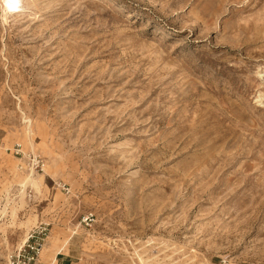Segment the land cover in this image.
<instances>
[{"label": "rangeland", "instance_id": "rangeland-1", "mask_svg": "<svg viewBox=\"0 0 264 264\" xmlns=\"http://www.w3.org/2000/svg\"><path fill=\"white\" fill-rule=\"evenodd\" d=\"M36 228L74 264H264V0H0V264Z\"/></svg>", "mask_w": 264, "mask_h": 264}, {"label": "built area", "instance_id": "built-area-1", "mask_svg": "<svg viewBox=\"0 0 264 264\" xmlns=\"http://www.w3.org/2000/svg\"><path fill=\"white\" fill-rule=\"evenodd\" d=\"M18 156L21 155L20 150H16L15 152ZM43 163L35 158L31 162V166L36 170H42ZM92 219L91 217H87L86 221ZM45 228H36L32 230L18 254L15 256V261L13 264H36L40 258L41 251L44 246L45 236H46Z\"/></svg>", "mask_w": 264, "mask_h": 264}, {"label": "crops", "instance_id": "crops-1", "mask_svg": "<svg viewBox=\"0 0 264 264\" xmlns=\"http://www.w3.org/2000/svg\"><path fill=\"white\" fill-rule=\"evenodd\" d=\"M51 252H46L42 256H40L38 262L36 264H74L72 258L68 255L65 256L61 253H56L54 258L52 257Z\"/></svg>", "mask_w": 264, "mask_h": 264}, {"label": "bare ground", "instance_id": "bare-ground-1", "mask_svg": "<svg viewBox=\"0 0 264 264\" xmlns=\"http://www.w3.org/2000/svg\"><path fill=\"white\" fill-rule=\"evenodd\" d=\"M27 187V186H26ZM25 242H26V239L23 241V243L21 244V246H23L24 244H25Z\"/></svg>", "mask_w": 264, "mask_h": 264}]
</instances>
